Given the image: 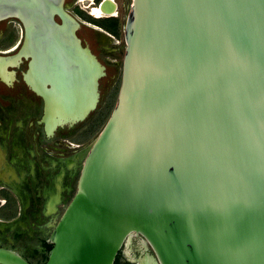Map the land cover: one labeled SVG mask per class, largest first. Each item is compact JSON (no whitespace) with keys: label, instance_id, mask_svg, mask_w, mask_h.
<instances>
[{"label":"water","instance_id":"obj_1","mask_svg":"<svg viewBox=\"0 0 264 264\" xmlns=\"http://www.w3.org/2000/svg\"><path fill=\"white\" fill-rule=\"evenodd\" d=\"M130 1L116 103L45 264H113L133 233L154 264H264V0ZM48 4L0 0V20L60 32ZM69 21L53 38L85 54ZM59 97L57 125L88 112ZM0 264L29 263L0 248Z\"/></svg>","mask_w":264,"mask_h":264},{"label":"flooded vegetation","instance_id":"obj_2","mask_svg":"<svg viewBox=\"0 0 264 264\" xmlns=\"http://www.w3.org/2000/svg\"><path fill=\"white\" fill-rule=\"evenodd\" d=\"M58 1L34 9L52 13V21L63 27L60 32L48 18V24L38 22L40 17L33 24L14 17L0 20V248L18 253L29 264L47 261L49 236L75 194L88 150L100 133L93 135L102 123L99 113L119 80L118 96L123 63L118 55L125 48L131 3ZM100 8L105 14L94 18L91 12ZM69 19L77 25L74 34L85 54L74 51L70 39L71 47L65 42L59 49L53 38L68 36L73 26ZM121 30L122 40L117 37ZM73 94L81 96L88 112L71 125H57L59 95L74 103ZM155 260L145 239L133 233L113 264Z\"/></svg>","mask_w":264,"mask_h":264},{"label":"rangeland","instance_id":"obj_3","mask_svg":"<svg viewBox=\"0 0 264 264\" xmlns=\"http://www.w3.org/2000/svg\"><path fill=\"white\" fill-rule=\"evenodd\" d=\"M126 12H127V7H124L123 10H122V15L125 16ZM117 37L120 40H122V30L117 33ZM124 50H125V48H123L121 50V53L118 55V60L120 62H122V60H123ZM119 82L120 81L118 80L116 85H115V87H114V89H113V92L110 94V96L106 100V103H105L104 107L101 109V111L99 113L98 117H100V119L102 120V123H100V125L95 129L93 135L97 134L99 131H101L105 121L108 119V117H110L109 116L110 112L112 111L113 105H114L116 97H117V91H118V87H119Z\"/></svg>","mask_w":264,"mask_h":264},{"label":"bare ground","instance_id":"obj_4","mask_svg":"<svg viewBox=\"0 0 264 264\" xmlns=\"http://www.w3.org/2000/svg\"><path fill=\"white\" fill-rule=\"evenodd\" d=\"M112 3V2H111ZM103 5V4H102ZM104 6V5H103ZM92 7V6H91ZM106 8V7H105ZM109 9V8H108ZM104 10H106V9H104V8H100V9H96V10H93L91 13H93V16H96V17H94V18H97V17H101V15L102 14H105V12H104ZM107 12H110V13H112L111 11H107ZM114 12V11H113ZM110 13H108V14H110Z\"/></svg>","mask_w":264,"mask_h":264},{"label":"trees","instance_id":"obj_5","mask_svg":"<svg viewBox=\"0 0 264 264\" xmlns=\"http://www.w3.org/2000/svg\"><path fill=\"white\" fill-rule=\"evenodd\" d=\"M49 248H51L52 246L51 245H48Z\"/></svg>","mask_w":264,"mask_h":264}]
</instances>
